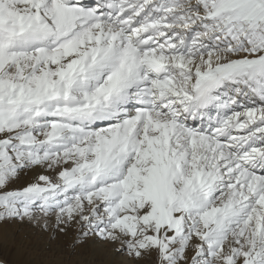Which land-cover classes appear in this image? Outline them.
I'll use <instances>...</instances> for the list:
<instances>
[{"label": "snow or ice", "instance_id": "1", "mask_svg": "<svg viewBox=\"0 0 264 264\" xmlns=\"http://www.w3.org/2000/svg\"><path fill=\"white\" fill-rule=\"evenodd\" d=\"M0 227V264H264V0H0Z\"/></svg>", "mask_w": 264, "mask_h": 264}, {"label": "rangeland", "instance_id": "2", "mask_svg": "<svg viewBox=\"0 0 264 264\" xmlns=\"http://www.w3.org/2000/svg\"><path fill=\"white\" fill-rule=\"evenodd\" d=\"M10 230V229H9ZM4 232L5 229L0 227V253L3 252L4 247ZM67 257L66 247L54 246L51 250L46 247V241L37 237H33V245L28 253L21 255V264H45V262L63 260ZM84 257H81L83 260ZM98 259L103 261L105 257L99 256Z\"/></svg>", "mask_w": 264, "mask_h": 264}]
</instances>
